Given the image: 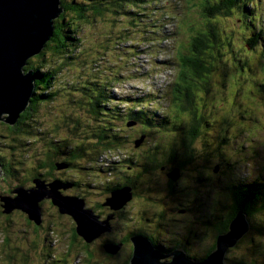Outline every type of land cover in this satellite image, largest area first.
<instances>
[{"label":"rangeland","instance_id":"1","mask_svg":"<svg viewBox=\"0 0 264 264\" xmlns=\"http://www.w3.org/2000/svg\"><path fill=\"white\" fill-rule=\"evenodd\" d=\"M74 1L84 3L87 10L82 19L67 13L63 34L79 39L80 45L71 52L73 57L68 63L61 64L55 88L51 89L56 91L55 98L50 103L38 104L26 120L35 134L15 137L18 140L11 143L8 142L11 138L0 137V157L4 165H11L9 172L4 170L0 178V195L10 193L22 183L26 187L32 185L36 166L45 157L43 152L50 148L56 150L49 142L60 141L59 149L66 151L83 139L82 146L94 152L93 130L111 122L123 135L121 142L107 153H96L94 157L100 156L96 160L81 158L79 166L64 175L79 183L75 193L90 196L88 203L93 206L103 202L100 195L119 180L120 174L128 173L129 164L138 167V199L118 222H109L112 236L93 239L89 245L75 235L72 220L49 203L43 205L45 217L40 229L22 211L7 215L0 205V264H102L106 260L102 241L121 239L126 230L129 232L134 225H140L142 219L149 222L152 230L161 225L160 238L164 240L184 239V235L193 240L196 234L202 237L200 233L209 231L210 226H205L209 216L211 222L219 216L221 221L222 215L229 213L233 199L229 201L228 190L241 181H258L260 199L255 200L254 207L264 204V0H242L250 3L239 13H220L211 19L219 27V39L211 44L210 53L214 56L221 50V55L217 56L214 72L203 82L210 90L197 89L193 101L190 100L194 103L188 108H184V101L183 105L176 101L174 88L180 54L189 53L190 39L207 23L202 16L205 0H137L128 4L126 0H117L123 9L109 5L115 0H100L109 7L104 11H111L105 15L92 12L90 4L95 0ZM254 34L260 35L253 42L256 47L247 42ZM87 77L108 81L111 87L107 90V110H101L94 119L86 107L88 103L82 104L78 95H70L73 87ZM132 109H143L147 116L145 122L152 118L147 129L141 131L145 128L141 123L133 127L126 125ZM162 114L169 119L164 130L153 124ZM197 117L202 125L193 134L197 136L200 132L197 138L200 140L192 146L195 153L192 165L203 168L205 163L209 164L210 172L217 174L216 185L203 184L191 190L196 176L185 171V192L178 193L182 200L175 204L192 202L199 211L185 221L175 220L171 214L159 218L158 213L165 210L171 198L166 196L165 182L157 172L151 175L139 172L137 156L150 154L163 162L167 139L187 137L193 118ZM2 124L0 128H4ZM142 133L148 137L140 147H135L134 141ZM128 157H133L135 164L124 161ZM108 167L113 170L107 171ZM216 167L219 172L215 171ZM176 188L180 190L179 184ZM99 213L101 216L96 215L104 218L102 221L115 220L114 213L105 214L102 209ZM259 214L264 220V207L259 209ZM250 225L249 233L232 254L248 256V264H264V227L257 223ZM222 231L220 222L218 233ZM204 240L194 241L192 248L199 251L195 247L203 245ZM128 253V249H123L120 257L125 258ZM202 257L195 254L197 260ZM236 263L246 264L244 260L229 262Z\"/></svg>","mask_w":264,"mask_h":264},{"label":"water","instance_id":"2","mask_svg":"<svg viewBox=\"0 0 264 264\" xmlns=\"http://www.w3.org/2000/svg\"><path fill=\"white\" fill-rule=\"evenodd\" d=\"M61 4L62 0H0V122L14 126L27 110L36 86L35 70L26 68L29 60L41 54L52 38L55 20L65 10ZM135 124L136 122H127L128 126ZM144 140V135L135 139V147H140ZM57 166L68 167L63 163H57ZM219 170L216 167L215 171ZM4 173L0 163V178ZM169 176L176 180L179 176L178 169ZM70 186L59 179L47 182L35 178L30 187L18 185L10 193L0 195L2 212L12 214L20 210L27 215L29 221L41 226V202L49 199L61 214L73 218L77 234L85 241L92 242L103 232L111 231L109 220H100L93 209L86 207L84 198L62 193V189L66 190ZM131 197V188L125 186L114 190L105 204L118 209ZM246 216L245 212L238 213L230 222L229 230L219 234L215 250L202 260L179 253L171 261H163L151 241L139 235L132 238L134 251L129 264H223L227 249L235 247L251 228ZM121 247L122 244L113 243L104 246L110 253H117Z\"/></svg>","mask_w":264,"mask_h":264},{"label":"trees","instance_id":"3","mask_svg":"<svg viewBox=\"0 0 264 264\" xmlns=\"http://www.w3.org/2000/svg\"><path fill=\"white\" fill-rule=\"evenodd\" d=\"M126 1H128L127 2L128 4V3L136 2L137 0H126ZM249 3L243 2L242 0H215V1L205 0L204 3L202 4V10H203L202 16H203V19L207 20V23L204 25V28L202 30H200L197 34L192 36V38L189 41V50H188L189 53L180 54V58H179L180 61L178 63L179 69H178V74L176 78V86L174 88V92L176 95L175 97L176 101L181 102L182 105L184 101V103L186 104L184 105V108H188L193 105L194 102H191L190 100L193 101V98L195 96V91L197 89L202 88L205 91L210 90V87L208 85H204L203 82H206V80L214 72V69L216 67V61L218 60L217 56L221 55V50H217L214 56H212L210 53L211 44L213 42L216 43L219 39V27L216 25L215 22L213 23L211 19L215 15H218L220 13H233V12L239 13L242 10V8L245 9L246 7H248ZM61 5L65 8V10L60 15V17L55 20V23H54L55 31H54L52 38L48 41V43L46 44L41 54L36 55L29 60L28 66L26 68V69L35 70V86H36L35 94L31 98V102L27 110L22 114L18 123L14 126H10L6 124L5 122H0V123H3L2 125H4V128H0V137L4 135L7 138H11V139H8V142L10 143L15 139V137H19L22 135L28 136V135L35 134V132L31 129L30 124L26 123V120L31 117L33 112L36 110L35 108L38 104L50 103L55 98L56 91H51V89L53 87L55 88V85H56L55 82H57L56 80L58 79V75L60 73L61 64H65V61L66 63H68V61L73 57L71 52H74L76 47L80 45L79 39L74 38L73 36H65V34H63V29H64L63 27L66 24L65 19H66L67 13H74L78 17V19H82L84 18V12L85 10H87V7L85 6L84 3H78L77 1H74V0L73 1L62 0ZM90 5H92L93 7L92 12L95 15H105L107 13H111V11H106V12L104 11L109 7L105 6V2H101L100 0H95V2L91 3ZM109 5L118 6L122 8L119 5L117 0L110 2ZM124 8H125V5H124ZM126 12L130 13L129 10ZM126 12H125V15H129ZM222 33L223 31L220 32V37ZM259 39H260V35L254 34L252 37L248 38L247 42L249 45L256 47V45L253 44V42L258 41ZM67 40H69V42H67ZM58 61H60V64L58 63ZM115 72H118V71H115ZM109 86H110V82L108 81H105L103 79H98V78H88L87 77L85 81H81L79 82L78 85H75V87H73V90L75 92L72 91L70 95H75V94L78 95L80 97V102L82 104L84 103V101L87 102L88 105L86 107L88 108V111L90 112V115L93 118L101 110L103 109L107 110L106 104L109 103V100L107 98V90L111 88ZM146 118L147 116L143 109H139L137 111L132 109L131 113L127 116L128 120L126 121V125H127V122L129 121L136 122V124L141 123L140 125L144 124L145 128H141V126L139 125L142 131L143 129H147L148 122L152 121V118L148 117L150 118L149 121L145 122L144 120H146ZM158 119H159L158 121H153V124L158 126V128L163 129V127L165 126V122L169 120L168 116H165V114H162V116ZM193 120H194V124L197 126L196 129H198L200 126L201 120L198 117L193 118ZM133 126H128V127H133ZM163 130H162V133H163ZM116 131H118L116 129V125L111 122H108L107 124H104L102 126H96L95 129L93 130L92 137H91V139L93 138L95 147H96L94 152L87 151V148L82 146L81 142L83 141V139L78 140L76 146L71 148V150H66V151H62L59 149L58 144L60 143V141L56 143L49 142L50 147H54L56 149L54 150L50 148V151L53 150V152L57 156L63 157V161L60 163L67 164L68 167H69V162L67 161L71 159H73L76 163L79 162L78 159H81L84 157H88L92 160H96L98 157H100L99 154H98V157H94L96 156V153H104V152L107 153V151H109L114 145L119 144L121 142V139H123V135L120 134L119 131L118 132ZM142 135L145 136V140H146V138L148 137L146 133H142L140 137L136 139H140ZM187 139H192V137L190 136ZM16 140L18 139H15V141ZM65 140H69V139L67 138ZM183 150H184V153L193 151V149H191L190 145L187 143L184 145ZM156 151H158V148L155 149V152ZM190 157H191L190 154L185 153L186 159H189ZM130 158L132 157H128L124 161H127L130 164H135L133 163V160ZM142 160L144 162L145 158L142 157ZM153 161L155 163L154 168H151L149 164L145 163L144 165H142L143 171L140 170L139 172L143 174L145 173L147 169L149 171L154 170V169H161L159 168V166L162 165L163 162H159L158 159L155 158L154 156H153ZM0 162H1L3 170H6V173L9 172L8 168L10 167L11 169V165L8 164V167L4 165L5 162L2 159V157H0ZM141 163L142 161L140 160L138 166ZM193 163H194V160L190 164V167L192 168H194L192 165ZM137 168H133L131 172L132 175H135L137 173L136 172ZM174 169L180 170L179 168H174ZM106 170L111 172L113 168L108 167L106 168ZM35 171H36L35 173H37V169ZM149 171H146V172H149ZM154 172L156 171H152L149 173L153 174ZM178 178L179 176L176 178V180H178ZM69 182L72 183V181H69ZM22 185L24 184L22 183ZM250 187H252L249 190L250 194L257 193L258 192V181L252 182V186ZM109 189L111 190V188ZM262 198L263 196H261V199ZM239 211L240 210L236 209L237 213ZM75 233H76L75 235H78L76 232V229H75ZM112 239H114L113 241L117 240L116 238H112ZM82 240L84 239L82 238ZM110 254L114 255L116 253H110ZM126 259H128V257L124 258V257H119L118 255L116 257L109 258L106 260L109 263H111L112 261L113 264H127ZM249 264H255V263L249 262Z\"/></svg>","mask_w":264,"mask_h":264},{"label":"flooded vegetation","instance_id":"4","mask_svg":"<svg viewBox=\"0 0 264 264\" xmlns=\"http://www.w3.org/2000/svg\"><path fill=\"white\" fill-rule=\"evenodd\" d=\"M196 128H197V126L195 124H193L192 127L189 129L187 138L191 136L192 139H187V138L183 139L184 137H181L180 139H167V141L165 143L166 150H165V154H164L163 163L160 166L158 165L159 168H161V169H154L151 171H149L148 169L146 170L149 172L156 171L162 177L163 181L165 182L166 196L171 198L170 202H166L165 210L164 211L161 210L158 213L159 218L164 217L166 214H171L173 216V219L175 218V220H178V221H185L187 219H192L196 215V213L199 211L200 208L194 207L192 202L179 203L177 205L175 204V202H181V200H182V198L180 196H178V193H179V195H184V192H185V186L183 185L185 171H188L192 175L196 176V178L192 181L191 190H195V188L203 186V184H205L206 186H209V187L216 185L217 174L216 173L213 174L212 172H210L212 169L209 166V164L205 163L203 168H190V164L192 163L193 160H195L194 151L185 152V153L191 155V157L189 159L185 158V153L183 150L184 145L187 143L190 145V147L192 149V146L200 140V139H197L199 137V135H197V136L193 135L194 133L197 132ZM43 153L45 154L46 158L44 157L43 159H41L38 162V164L36 166L37 173H35L31 179L32 185H33V180L35 178L44 179L47 182H50V181L55 180V179H59V180L68 182L72 186H70L66 190L62 189L61 191L63 194L75 195V196L77 195V196L84 198L86 207L93 209L95 214H99L100 216H101V214L99 212L101 209L103 210V212L105 214H107L108 212L114 213L115 220L114 219L112 221L109 220V222L112 224H114L115 221L118 222L119 217L121 215H124L128 211V209L138 199V194H139L138 178H139V174L136 173L135 175H132L131 172L133 170V167L130 166L129 164H127L128 166L126 167V170L128 171V173L120 174L119 180L116 182H113V184L110 185L105 192L104 191L102 192V195H100V196L103 197V202H98V204H94L93 206H90L88 203V199L90 198V196L85 195V193H75V191L77 190V187H79V183H77L76 181H72V183H70L69 182L70 180L67 179V177H69V176L64 175L70 169H72L76 166H79L78 164L80 162L76 163L73 159H71V160L67 161V162H69L68 168H59L57 166V163L62 162L63 157L57 156L53 151H47L46 153L45 152H43ZM142 157L145 158L144 162L142 160ZM142 157L137 156V159L142 161V163L139 165V167L141 168L142 171H143L142 165H144L145 163L149 164L151 166V168H154L155 163L153 161V156H151L150 154H147V155L142 156ZM204 158L206 159L207 157L205 156ZM123 159L126 160L127 158H123ZM130 159H132L133 163H135L133 157ZM78 160H80V159H78ZM174 168L180 169V170H178V174H179L178 180H174L173 177L169 176V174L173 170H175ZM146 171H145V173H143V175H151V173L146 172ZM58 173H61V175H57ZM204 173H205V177H202V175ZM77 184H78V186H77ZM177 184H179L180 190H177V188H176ZM125 186L131 188L132 197L130 200H128L126 202V204L124 206L120 207L119 209H113L109 205L105 204L107 198L111 196V194L114 190L125 187ZM250 186H252V183H243V181H241L240 184H236V186L232 185L231 189L228 190L229 201L231 199H233L231 205L228 208L229 213H226V215H222L223 220H221V221H219V218H220V216H219V217H214V221L211 222V216H209V220L205 221L206 222L205 226L206 227L210 226L208 228L209 231L205 230L204 233H200V236H202V237H196V235H197L196 234V235H193L194 236L193 240H191V238L186 237L185 235L183 237L184 239H182L181 237H175V239L164 240V239L160 238V235L163 233L161 230V225H158L155 229L152 230L148 227L149 222L142 219L138 223L140 225H137V224L134 225V227L129 232L126 230V232H125L126 235L124 237H122L121 239L116 240V241H113L114 239H112V238L104 239V241H102V243H101L102 247L104 249L103 255L105 256L106 259L113 258V257H116L118 255L120 257L122 250L128 249L129 250V253L127 255L128 259H126L127 262L126 261L125 262L127 264H129L130 259H131L132 254H133V251H134V243L132 241V238L135 236L143 235L151 241L154 248L162 256V260L167 261V262L171 261L175 257V255H177L179 253H185L186 255L194 257V258H195V254L201 255L199 251L194 250L192 248V243L194 241L200 242L203 239H211L214 243L203 254L204 257H202L201 259H204L211 252H213L215 250L219 234L225 233L229 230L230 221H232L234 215L237 213L236 209L241 210L243 212H245V210H246V212H245L246 215L248 217H250L252 214V210H255L257 208V207H254V203H255V200H258L260 198L259 185H258V192L252 193V194L249 193V190L252 188ZM109 188H111V190ZM196 198L197 197H193V199H196ZM46 203H49L52 206H54L51 200H49V199L43 200L41 202L43 217H45L43 205ZM213 204H217V202L214 201ZM54 207L56 209H58L56 206H54ZM213 209L216 210V207L213 206ZM210 213H212V211ZM66 216L68 218H70L72 220V222L75 224V222L71 216H69V215H66ZM101 218H100V220L104 219V218H102V219ZM220 222L222 223L223 231L221 233H218V223H220ZM141 224H145V225L141 226ZM75 226H76V224H75ZM40 228H41V226H38L37 229H40ZM111 228H112V226H111ZM112 229H111V231H112ZM183 229L186 230V228H183ZM111 231H107V232H111ZM107 232L103 233L97 239L105 237V235H109V237H110L114 234L112 232L106 234ZM248 233H246L243 236V238H241V240H239L237 245L232 248L233 250L245 239V237ZM87 243L91 244L93 242H90V243L86 242V244ZM107 243L122 244V247H121L119 252H117L114 255H111L104 248L105 244H107ZM84 247L86 249L88 248V246H85V245H84ZM103 264H113V263H109L107 260H105V262Z\"/></svg>","mask_w":264,"mask_h":264},{"label":"clouds","instance_id":"5","mask_svg":"<svg viewBox=\"0 0 264 264\" xmlns=\"http://www.w3.org/2000/svg\"><path fill=\"white\" fill-rule=\"evenodd\" d=\"M261 207H264V204L258 206L255 210H252V214L250 217L246 216V220L248 221L249 224L251 223H257L261 227H264V220L261 219V216L259 214V209ZM213 241L211 239H205L203 245L200 247H195L199 250L200 254L203 255L206 250L213 245ZM233 249L232 247H229L225 253L223 264H229V262L234 261V260H244L246 264H248L249 257L246 255H237L233 256Z\"/></svg>","mask_w":264,"mask_h":264},{"label":"bare ground","instance_id":"6","mask_svg":"<svg viewBox=\"0 0 264 264\" xmlns=\"http://www.w3.org/2000/svg\"><path fill=\"white\" fill-rule=\"evenodd\" d=\"M254 7V6H253Z\"/></svg>","mask_w":264,"mask_h":264}]
</instances>
